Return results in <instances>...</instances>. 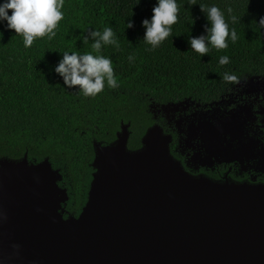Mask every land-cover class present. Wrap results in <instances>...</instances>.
Returning <instances> with one entry per match:
<instances>
[{
  "label": "trees",
  "instance_id": "obj_1",
  "mask_svg": "<svg viewBox=\"0 0 264 264\" xmlns=\"http://www.w3.org/2000/svg\"><path fill=\"white\" fill-rule=\"evenodd\" d=\"M177 0L178 21L172 34L154 50L143 41L141 22L150 19L156 0H64V18L56 36L36 38L25 48L23 37L0 24V157L30 161L49 158L63 174L60 184L67 188L68 210L78 216L87 203L96 167L95 143H113L123 122H131L133 136L129 148L142 146L148 127L157 122L152 107L191 97L218 99L236 83L222 80L224 73L238 80L248 75L264 76V0ZM199 4H215L225 13L229 30L237 40H227L228 48H211L201 56L191 50L188 39L204 33L206 17ZM238 17L228 20L226 8ZM192 18L195 24L192 25ZM131 20L134 27L127 28ZM111 27L119 47L106 45L96 53L90 40L83 45L88 30ZM104 55L112 60L118 87L105 88L95 97H85L79 86L66 88L55 73L63 52ZM229 63L219 64L221 56ZM129 56L134 59L129 61ZM107 144V145H108ZM67 217V214L65 215Z\"/></svg>",
  "mask_w": 264,
  "mask_h": 264
},
{
  "label": "water",
  "instance_id": "obj_2",
  "mask_svg": "<svg viewBox=\"0 0 264 264\" xmlns=\"http://www.w3.org/2000/svg\"><path fill=\"white\" fill-rule=\"evenodd\" d=\"M130 133L95 143L78 216L48 157H0V264H264V183L191 175L159 124L138 149Z\"/></svg>",
  "mask_w": 264,
  "mask_h": 264
},
{
  "label": "flooded vegetation",
  "instance_id": "obj_3",
  "mask_svg": "<svg viewBox=\"0 0 264 264\" xmlns=\"http://www.w3.org/2000/svg\"><path fill=\"white\" fill-rule=\"evenodd\" d=\"M253 77V82L242 78L218 99L188 97L162 105L166 111L175 108L165 115L162 128L171 136V154L191 175L219 182L264 183V76ZM215 128L227 131L216 139ZM66 214L75 216L67 205Z\"/></svg>",
  "mask_w": 264,
  "mask_h": 264
},
{
  "label": "clouds",
  "instance_id": "obj_4",
  "mask_svg": "<svg viewBox=\"0 0 264 264\" xmlns=\"http://www.w3.org/2000/svg\"><path fill=\"white\" fill-rule=\"evenodd\" d=\"M140 0H137L138 5ZM189 3L196 5L195 0ZM64 0H0V24L6 30H14L15 35L23 37L25 48H30L36 38L47 37L52 40L56 36L55 29L64 18L61 11ZM201 12L206 17L207 23L203 26L204 33L199 36H191L188 39L191 50L204 56L209 53L210 47L217 50L228 48L227 40L230 37L233 43L237 40L234 28L229 30V22L225 19V13L215 4L207 6L199 4ZM228 20L236 23L238 17L231 7L226 8ZM179 6L177 0H156L150 19L142 20L141 25L145 29L143 41L155 49L172 34V25L178 21ZM195 19L192 18V25ZM258 33L264 29V16L256 21ZM134 27L133 21L127 22V28ZM92 41V49L100 53L106 45L119 47L118 41L111 27H105L103 31L88 30L83 35L82 43L87 45ZM210 46V47H209ZM129 61L134 58L129 56ZM229 63L228 56L219 58L220 65ZM63 78L66 88L79 86L78 92L85 97H95L105 88V82L109 88L118 87L114 76L112 60L104 55L80 54L76 51H65L58 65L54 69ZM222 80L227 83H238V77L224 73Z\"/></svg>",
  "mask_w": 264,
  "mask_h": 264
},
{
  "label": "rangeland",
  "instance_id": "obj_5",
  "mask_svg": "<svg viewBox=\"0 0 264 264\" xmlns=\"http://www.w3.org/2000/svg\"><path fill=\"white\" fill-rule=\"evenodd\" d=\"M244 78V82H246V81H248V82H253L254 81V77H253V75H248V76H246V77H243ZM256 80V79H255ZM257 81V80H256ZM258 81H263V77H262V79H259ZM151 109V112L153 113V117H154V119H156L157 120V122L156 123H154V124H159V125H161L162 127H164L163 126V124H165L166 122H167V120H166V116L165 115H168V113L170 112V113H172L173 111H175V108H172V109H170L169 111H166V109H163L162 107H158V106H154V107H152V108H150ZM170 116H171V114H170ZM123 123H126V124H129V130H130V132H132L131 130V122L130 121H128V122H123ZM151 127V126H150ZM149 128V127H148ZM148 128H147V130H148ZM146 130V131H147ZM146 131H145V133H146ZM133 134V133H132ZM130 135H131V133H130ZM145 135V134H144ZM143 135V136H144ZM129 140H130V138H129ZM142 140V139H141ZM142 143V142H141ZM104 145V144H103ZM107 145V144H106ZM140 148V147H139ZM136 149H138V148H136ZM172 155V154H171ZM173 156V155H172ZM174 157V156H173ZM176 160V159H175Z\"/></svg>",
  "mask_w": 264,
  "mask_h": 264
}]
</instances>
